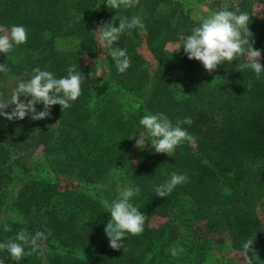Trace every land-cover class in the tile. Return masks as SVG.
I'll use <instances>...</instances> for the list:
<instances>
[{"label": "trees", "instance_id": "1", "mask_svg": "<svg viewBox=\"0 0 264 264\" xmlns=\"http://www.w3.org/2000/svg\"><path fill=\"white\" fill-rule=\"evenodd\" d=\"M256 4L264 0L225 6L249 15L253 48L262 50L264 65V16L256 17ZM134 15L144 28L123 33L114 45L126 48L131 59L120 73L95 32L113 17L118 27L119 18ZM199 23L183 9V0H139L134 8L118 9L108 8L106 0H0V25L28 30L26 43L6 56L0 53V65L10 69L6 74L39 68L61 78L72 65L84 74L82 95L70 108L54 105L50 117L39 121L0 116V242L14 239L21 229L51 232L43 252L20 261L0 251L5 264H206L201 230H225L235 250L253 239L258 264H264L257 210L264 207V72L257 77L251 69L241 70L246 57H238L209 73L183 49H166ZM141 35L155 62L152 71L139 52ZM83 57H102L112 90L140 105L96 99L92 67ZM36 108L42 111L43 105ZM147 113H162L173 125L190 117L191 125L181 127L194 142H182L171 157L155 153L150 144L136 148L135 139L145 131L139 121ZM52 122L57 137L49 135ZM145 139L150 143V137ZM40 147L54 178L41 175L43 163L35 154ZM173 172L188 181L167 197H157L155 187ZM122 181L139 188L130 202L147 220L143 233L126 234L125 248L117 251L104 231L111 214L103 200L116 199L115 186ZM153 217L165 221L152 227Z\"/></svg>", "mask_w": 264, "mask_h": 264}, {"label": "clouds", "instance_id": "2", "mask_svg": "<svg viewBox=\"0 0 264 264\" xmlns=\"http://www.w3.org/2000/svg\"><path fill=\"white\" fill-rule=\"evenodd\" d=\"M139 0H106V6L111 9L134 8ZM116 17L108 23L102 24L97 34L100 48L107 50L114 60L120 73L126 72L131 66V59L127 55L126 48L114 47L119 42L121 35L131 30L144 28L139 16L119 18V26H115ZM250 17L247 13L228 10L225 6L222 10L211 13L204 17L198 26L191 29L190 35L180 34L178 42L170 44L174 53L183 49L189 60L200 62L204 69L211 73L225 62H232L238 57H246V62L239 64L241 70L251 69L257 77L264 72V65L260 63L262 50L253 48L252 33L249 30ZM251 37V39L249 38ZM28 30L22 25H13L10 28L0 25V53L5 56L13 51L15 46L27 42ZM173 53V54H174ZM10 71L7 63L0 65V73ZM33 75L28 80L19 81L11 89L10 96L5 98L0 95V116L6 120H23L26 116L34 121L44 120L50 117L51 108L59 105L62 109L71 107V102L76 101L82 95V83L84 74L77 71L76 65L67 69L65 77L56 78L54 74L39 68L33 70ZM21 97H30L27 102ZM42 104L43 110L37 112L36 105ZM15 106L11 113L6 110ZM59 121L56 122V124ZM145 131L140 132L139 138L135 139V147L143 150L145 147L154 149L155 153L166 154L171 157L176 148L184 141L194 142L195 137L190 135L182 124L191 125L190 117L177 121L175 125L162 113L145 114L139 121ZM55 124V125H56ZM52 125V126H55ZM150 137V143L145 137ZM138 163V162H133ZM188 177L173 172L171 178L165 183L155 187L157 197L165 198L178 186L186 183ZM139 188L133 189L126 186L119 191L114 200H103L107 212L111 214V220L107 223L104 231L109 239V246L113 250L125 248L126 234L132 236L141 235L144 231L147 216L137 206L131 203V199L138 195ZM5 231L10 229L5 225ZM51 235L50 230L29 233L26 229L17 232L14 239L0 242V251L6 250L12 260L20 261L26 256L37 252H43V242ZM253 239H248L242 244L241 257L243 264H252L253 258H258L253 248ZM28 249V251H26ZM252 255H249V253ZM172 255H177V250L172 249ZM0 264H5V259L0 257Z\"/></svg>", "mask_w": 264, "mask_h": 264}, {"label": "rangeland", "instance_id": "3", "mask_svg": "<svg viewBox=\"0 0 264 264\" xmlns=\"http://www.w3.org/2000/svg\"><path fill=\"white\" fill-rule=\"evenodd\" d=\"M237 0H183V9L189 14V16L197 22H201L204 17H207L213 12L218 10H222V8L229 4L234 3ZM254 14L258 18H262L264 16V5L256 4L253 7ZM169 43L166 45V49L169 51H173L174 49L170 47ZM139 52L141 53L142 57L147 63V67L150 71L155 69V62L152 59L150 53L146 49L144 36L141 35V42L139 45ZM102 59V57H101ZM100 57L96 58H89L83 57V62L90 67H92V72L90 76L91 84L95 90L96 99L97 98H105L109 100L111 104L118 105L119 103L125 106H131L132 108H136L140 105V100L134 99H127L125 96H122V93H116L112 90L111 86L107 82V67L104 63L101 62ZM33 72L24 73V74H0V95L4 96L5 98L10 96L11 89L16 86V84L21 80L30 79L33 75ZM14 106V105H13ZM10 106V107H13ZM9 107V108H10ZM55 125L52 122L49 125V135H55ZM42 147H40L36 151V156L40 157V160L43 163V170L41 175L49 178H54L56 173L47 163L46 159L44 158ZM22 179V178H20ZM128 186L127 181L119 182L115 187L117 190H121L122 188ZM258 214L263 224V234H264V207L258 206ZM9 215V214H8ZM9 217V216H8ZM10 217H13L12 215ZM3 218H6L3 217ZM165 219L161 217H153L150 220V225L152 227H158L162 223H164ZM201 230L200 236L204 235V238L207 242L205 245L206 247V264H243V260L241 257V250H235L232 248V242L225 230H217L209 233H202ZM258 254V258H253L252 264L260 263V254ZM249 255H252L250 252Z\"/></svg>", "mask_w": 264, "mask_h": 264}]
</instances>
